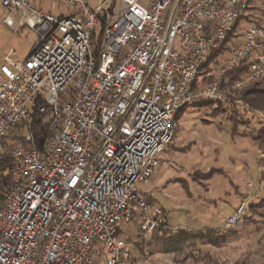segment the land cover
Here are the masks:
<instances>
[{
    "label": "built area",
    "instance_id": "1",
    "mask_svg": "<svg viewBox=\"0 0 264 264\" xmlns=\"http://www.w3.org/2000/svg\"><path fill=\"white\" fill-rule=\"evenodd\" d=\"M55 4L65 12L53 13ZM1 5L38 40L24 61L0 66V159L9 149L12 179L0 207V264H126L122 225L177 233L133 187L160 166L182 108L225 102L264 80V0ZM3 22L15 23L9 14ZM237 70L240 78L221 88ZM35 112L47 116L40 145L24 130L7 148Z\"/></svg>",
    "mask_w": 264,
    "mask_h": 264
},
{
    "label": "rangeland",
    "instance_id": "2",
    "mask_svg": "<svg viewBox=\"0 0 264 264\" xmlns=\"http://www.w3.org/2000/svg\"><path fill=\"white\" fill-rule=\"evenodd\" d=\"M101 1L104 6L120 5V0H90V4ZM147 2L140 0L143 6ZM65 10L55 4L51 11ZM7 14L13 26L3 22ZM17 17L0 0V66L7 60L24 61L38 40V33L19 25ZM208 100L180 112L174 139L159 156L161 165L149 180L133 188L150 197L163 211L167 225L179 230L220 229L242 201L247 206L236 226L224 234L227 239L220 247L195 240L177 252L162 253L137 221L124 224L120 236L128 244L126 264H264V207L259 212L249 208L264 201V142L253 139L264 126V116L239 101L210 99L213 102L207 104ZM210 170L211 175L205 176Z\"/></svg>",
    "mask_w": 264,
    "mask_h": 264
},
{
    "label": "trees",
    "instance_id": "3",
    "mask_svg": "<svg viewBox=\"0 0 264 264\" xmlns=\"http://www.w3.org/2000/svg\"><path fill=\"white\" fill-rule=\"evenodd\" d=\"M101 24L104 25V20L101 21ZM240 75V70L226 73L221 78L220 87H228V85H231L232 83L237 81L240 78ZM204 81H207V79H204ZM236 101L241 102L247 110L260 112L264 116V80L248 84L241 90L232 91V95L229 96L225 102ZM208 102L209 103L207 104H210L213 101L208 100ZM207 104L203 105L206 106ZM184 109L185 107L182 108L180 112H182V110ZM180 112L177 114L176 119H178ZM46 118V114H38L35 112L27 124L18 125L9 134L8 141L5 142L7 148H10L12 146V143H17L20 141V134H22L24 130L34 135L37 145H40L42 139L46 134ZM232 121L235 122L236 120L232 118ZM253 139L259 144H262L264 142V126H262L258 130L257 135L253 137ZM10 168V150L8 149L7 153H5L0 159V207H2L4 195L11 185L12 179L10 175ZM211 173L212 171L210 170L208 173H205V176H210ZM260 207H264L263 200L258 204H252L249 206L250 210H255L254 212H259L258 209ZM216 230L217 229L178 230L177 233L172 234L170 233L169 228H165L162 231L155 230L149 235L150 239L157 245L158 252L173 253L177 252L179 248L184 244L188 242L192 243V241L195 240H205L208 244L214 247L222 246L227 239L226 235H216ZM118 235H121V231L118 232Z\"/></svg>",
    "mask_w": 264,
    "mask_h": 264
},
{
    "label": "crops",
    "instance_id": "4",
    "mask_svg": "<svg viewBox=\"0 0 264 264\" xmlns=\"http://www.w3.org/2000/svg\"><path fill=\"white\" fill-rule=\"evenodd\" d=\"M161 163H162V161H161ZM161 165V164H160Z\"/></svg>",
    "mask_w": 264,
    "mask_h": 264
}]
</instances>
